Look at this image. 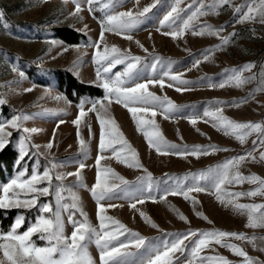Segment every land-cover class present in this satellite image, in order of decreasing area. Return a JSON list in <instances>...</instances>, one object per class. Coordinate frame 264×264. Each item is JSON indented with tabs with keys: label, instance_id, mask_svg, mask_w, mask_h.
Wrapping results in <instances>:
<instances>
[{
	"label": "rangeland",
	"instance_id": "obj_1",
	"mask_svg": "<svg viewBox=\"0 0 264 264\" xmlns=\"http://www.w3.org/2000/svg\"><path fill=\"white\" fill-rule=\"evenodd\" d=\"M77 2L81 6V11L73 14ZM153 2L154 0H139L137 5L136 0H120L115 11L142 9ZM203 2L207 5L212 3V0ZM173 4L174 0H160L132 32V41L115 33L106 32L104 41L101 42V51L105 45L109 48L115 45L121 50H130L132 55L140 56L142 63L137 79L141 81L153 75L159 78L165 71L180 74L183 80L189 82L186 91L177 92L175 86L169 87L168 84L174 82L168 77H164L163 88L159 85L149 88L157 96H166L178 106V110L172 113L169 119H164L158 110L155 120L162 135L180 149L191 150L195 146L208 149L209 146H215L218 149H228L227 151H215L199 158L191 155L181 157L175 154H157L154 148L149 147L143 134L137 132L131 113L122 104L116 103L115 98H112L110 104L104 100L105 90L100 86L102 79H98L97 70H100L101 78L105 76L114 78L115 74L124 71V65H115L110 73L105 74L102 66L96 63V49L92 45L99 40L100 21L104 16L99 4L94 5V10L90 12L86 0H0V98L6 101L0 105V123L10 122L16 115L23 114L28 117L22 121L20 129L12 128L5 123V131L11 132V136L6 138L5 146L11 142L19 155L14 174L8 175L5 180L0 178V194L2 186L8 184L21 171H25L27 178L34 170L42 174L53 162L57 165L53 172V189L48 196L40 197L37 205L32 207L34 219L28 228L35 224L41 215H51L41 213L42 204L49 203L55 208V185L60 183L54 179L55 174L76 172L81 163L85 165L81 175L86 187H79L75 176L66 177L62 183L66 186L76 185L71 187V192L79 196L80 206L87 214L88 220L98 226L97 204L90 189L96 178L95 161L100 154L101 126L97 112L90 109L92 101L104 100L107 112L101 111V117L114 119L124 137L137 151L143 168L152 175V186L149 189L146 182L136 183L138 177L146 175L142 169L129 168L118 163L114 157L102 160L100 165L112 168L127 179L130 182L129 190L145 200L143 204H137V209L134 210L130 208L131 201L127 198L116 197L110 202L122 206L108 208L106 212L108 216L119 220L130 230L146 238V246L139 251L138 256H144L154 247L173 241L175 234L190 230H220L243 233L248 237H264V228L246 227V214L218 202L207 180L201 182L206 191L189 194L198 201L195 206L182 195L168 194L175 188L178 179L188 177L184 183L190 186L193 183L190 174L215 168L227 159L247 152L256 157V162L246 160L240 165L239 171L244 176L255 175L264 179V162L259 160L260 153L264 151V145L260 143L261 135L253 133L241 144L233 136L218 131L211 122H205L207 118L203 117L204 110L219 101L222 103L217 106L223 108V115L227 118L241 123L264 124V90H260L264 89V76L261 75L264 71V23H261L259 18L240 22L241 14L247 12L248 7H259V0H230L229 4L217 9L218 14L202 16L192 22V29L196 31H199L203 24L222 29L219 37L207 34L193 35L192 30L186 31L183 36L176 39L165 35V32L173 29L168 26L161 27L160 21ZM190 4H194V0H183L181 7L187 9ZM235 8H240L241 12L237 13ZM181 15L186 16V13ZM57 27L74 28L86 38L82 43L68 44L55 35ZM221 37L229 38V43L217 48L221 45ZM135 41H139L143 48ZM144 49H147V52ZM205 54L209 56L208 60L204 59ZM197 60L200 61L198 66L195 65ZM154 64L155 73L152 69ZM248 64L254 67L243 75L255 77L249 83L242 87L230 85L219 87V83L227 78L226 70L230 73L232 69H239ZM58 69L68 70L81 82L99 86L103 90V95L84 96L79 101H71L58 88L56 75ZM32 70L34 72L31 74ZM26 89L31 91H25ZM82 102L86 115L80 118L77 125L74 121L80 115ZM97 108L99 109V105ZM190 117L201 118L193 125L190 123ZM23 128H34L38 131L25 133ZM25 137L27 154L21 159L20 141ZM80 139L86 142L84 152L80 149ZM50 141L53 147L49 150L45 146ZM104 155L111 157V152L108 151ZM18 163H21V166L17 169ZM29 167L32 169L30 173L27 172ZM226 187L232 192H247L257 185L244 182L241 185ZM63 196L65 197L63 203H72L68 191L63 192ZM161 197L165 199L161 200ZM23 198L21 195V199ZM238 202L264 204V196H245ZM102 203L107 205L109 201ZM141 211L158 227L153 228L145 223L139 214ZM72 212L75 213L73 219L83 220L80 211L76 209L63 212L65 234L69 236L73 227L68 221V216ZM197 212L202 213L207 219L197 216ZM180 214L186 217V220H181ZM20 216L23 215L19 214L15 221ZM23 222L24 216L21 225ZM19 228L17 234H23L28 229L20 231ZM6 233L0 231V234ZM31 241L37 247L48 246V242L41 240L39 234H33ZM226 242L238 245L248 256L264 264V251L258 250L264 247V240L257 239L256 248L248 241L229 238ZM212 247L215 251L209 250L203 255L218 254L226 257L232 264H244L243 257L234 255L227 248L218 245ZM88 252L96 264H99V249L94 243L88 245Z\"/></svg>",
	"mask_w": 264,
	"mask_h": 264
},
{
	"label": "snow or ice",
	"instance_id": "obj_2",
	"mask_svg": "<svg viewBox=\"0 0 264 264\" xmlns=\"http://www.w3.org/2000/svg\"><path fill=\"white\" fill-rule=\"evenodd\" d=\"M86 2L90 12L94 10V5L96 4H99L100 10L104 12V16L100 21L99 40L92 45L96 49V63L102 66L105 74L110 73L115 65H124V71L115 74L114 78L111 76L101 78L100 70H97L98 79H102L100 86L105 90L104 100H107L110 104L112 98H115L116 103L122 104L131 113L137 132L143 134L149 147L154 148L157 154H175L181 157L191 155L199 158L201 155H209L215 151H227L228 149H218L215 146H209L208 149L200 146H195L191 150L187 148L180 149L177 145L168 142L162 135L155 120L158 110L164 119H169L172 113L178 110V106L166 96H157L149 88L156 85L163 88L165 86L164 77H168L170 81L174 82L169 83V87L175 86L177 92L186 91L188 90L187 85L189 82L183 80L180 74H171L170 71H165L159 78L153 75L141 81L137 79L139 66L142 63L140 56L132 55L130 50H121L115 45L110 48L105 45L103 51H101V42L104 41L106 32L115 33L124 39L132 41V32L143 22V19L152 8L160 3V0H154L152 4L142 9H129L123 12L115 11L120 0H86ZM182 3L183 0H174L170 11L160 21L161 27L168 26L173 29L165 32V35H170L176 39L183 36L186 31L192 30L193 35L203 36L207 34L219 37L222 29L203 24L200 26V30L196 31L192 29V22L202 16L218 14L217 9L222 5L229 4L230 0H212V3L207 5H205L203 0H194V4L188 5L187 9L181 7ZM136 4H139V0H136ZM234 10L237 13L241 12L240 8H235ZM80 11L81 6L77 2L73 14H77ZM181 13H186V16H182ZM257 18L260 19L261 23H264V0H259V7H248L247 12L241 14L240 22ZM135 42L139 47L143 48L139 41ZM228 43L229 38L221 37V45H218L217 48H222ZM144 51L147 52V49H144ZM204 59L208 60L209 56L205 54ZM199 63L200 61L197 60L195 65L198 66ZM253 67L254 65L248 64L239 69H232L230 73L226 70L227 78L219 83V87L224 88L229 85L242 87L249 83L255 77H245L243 73L251 71ZM152 69L153 73H155V64L152 65ZM261 75L264 76V71H262ZM25 91H31V89H26ZM104 100L92 101L90 109V111L97 112L101 126L100 154L95 161L97 167L96 178L90 189V193L97 204L98 226L93 225L88 220L87 214L83 212L80 206L79 196L71 192V187L76 185L66 186L62 183L66 177L75 176L79 182L78 186L86 187L81 175L85 165L81 163L76 172L55 174L54 179L60 182L55 185V208L49 203H44L40 206L41 213L51 214L50 216L41 215L27 231L23 234H17V229L23 221V216H20L9 232L0 234V254H2L0 255V264H96V261L88 252V245L91 243H94L99 249V264H232L231 261L222 255H203L206 251H215L212 247L213 245L227 248L234 255L243 257L244 264H262L259 260L248 256L241 247L233 243H227L226 240L231 238L248 241L256 248L255 241L257 239L264 240V237H248L243 233L220 230H190L185 233H178L175 234L173 241L154 247L144 256H138L139 251L146 246V238L138 232L130 230L119 220L108 216L106 212L108 208L122 206L110 202L116 197L123 196L127 198L131 201L130 208L134 210L137 209V204H143L145 200L129 190L130 182L127 179L116 173L112 168L101 167L100 165L102 160L114 157L118 163L129 168L142 169L146 175L138 177L136 183L146 182V186L149 189L152 186V175L147 169L143 168L137 151L124 137L114 119L101 117V111L107 112V105ZM5 103L6 101L0 98V105ZM220 103L222 102L217 101L204 110L203 117L207 118L205 122H211L212 126L218 131L224 132L225 135L233 136L241 144L245 143L247 138L253 133H259L262 137L260 143L264 145V124L241 123L229 119L223 115V108L217 106ZM97 105H99V109ZM85 115L82 102L80 115L74 123L79 125L80 118ZM145 116L149 118L146 119L144 118ZM200 118L190 117L189 120L191 124L195 125ZM26 119L28 117L21 114L14 116L10 122L5 123L12 128L20 129L22 121ZM5 123H0V149L4 148L6 138L11 136V132L5 131ZM23 131L25 133H34L38 130L23 128ZM26 140L27 137L20 141L21 159L27 154ZM253 143L255 144L256 141H253ZM79 144L81 151L84 152L86 150V142L80 139ZM36 147L38 148L39 146ZM45 147L50 150L53 147V143L50 141ZM108 151L111 152V157L104 155ZM246 160L256 162V157L251 152H247L227 159L215 168L190 174L193 181L190 186L184 183V180L188 177L178 179L175 188L170 190L168 194L182 195L185 200H190L195 206L198 201L189 194L206 191L207 189L202 186L201 182L207 180L210 182L218 202L225 206H231L235 211L247 215L246 227L264 228V204H242L238 202L241 197L245 196H264V179L255 175L244 176L239 171L240 165ZM259 160L264 162V151L260 153ZM56 168L57 165L53 162L51 167L42 174L34 170L32 175L27 178H25V171H21L8 184L2 186L0 209L32 208L36 206L40 197L48 196L53 189V172ZM244 182L255 184L257 187L247 192L227 190L226 186L228 185H241ZM65 191L70 193L71 204L63 203L65 200L63 192ZM21 195H23V199H21ZM164 199L165 197H161V200ZM103 201H109V203L105 205V203H102ZM69 209L80 211L83 217V220L77 221L73 219L75 213H70L68 221L73 227L70 236L65 234V223L62 215L63 212ZM139 214L145 223L153 228L158 227L144 212L141 211ZM196 215L207 219L200 212H197ZM179 218L186 220V217L182 214L179 215ZM33 234H39L41 240L48 242V246H35L31 241ZM121 237H124V239L122 240ZM258 250L264 251V247L258 248Z\"/></svg>",
	"mask_w": 264,
	"mask_h": 264
},
{
	"label": "trees",
	"instance_id": "obj_3",
	"mask_svg": "<svg viewBox=\"0 0 264 264\" xmlns=\"http://www.w3.org/2000/svg\"><path fill=\"white\" fill-rule=\"evenodd\" d=\"M55 35L68 44H79L85 40L86 36L78 30L71 27H57L55 29ZM35 69V68H34ZM34 70L31 71V74ZM58 88L71 100L79 101L84 96L100 97L103 95V90L99 86L81 82L77 77L68 70L58 69L56 71ZM18 152L13 148L11 142H9L2 150H0V178L5 180L7 176L13 175L15 172V163L18 159ZM21 166V163L16 165L17 169ZM29 167L28 173L31 172ZM33 208H10L0 209V231L8 232L11 230L15 223V218L22 214L24 216V222L19 228L20 231L26 230L34 219L32 214Z\"/></svg>",
	"mask_w": 264,
	"mask_h": 264
}]
</instances>
